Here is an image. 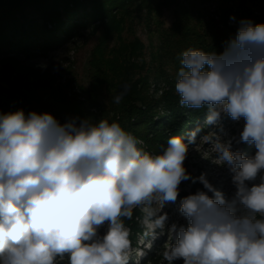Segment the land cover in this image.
I'll use <instances>...</instances> for the list:
<instances>
[{"label":"clouds","instance_id":"9594fccd","mask_svg":"<svg viewBox=\"0 0 264 264\" xmlns=\"http://www.w3.org/2000/svg\"><path fill=\"white\" fill-rule=\"evenodd\" d=\"M180 63V105L207 107L209 125L222 115L243 118L237 143L255 146L245 156L231 140L217 145L232 173V196L205 173L187 172L198 129L187 139L171 136L161 153L151 154L106 119L62 124L47 112L0 113V264H128L129 230L121 218L142 204L175 202L188 180L207 191L182 198L187 225L171 224L167 264H264V23L241 20L223 52L189 48ZM168 221L164 213L155 223Z\"/></svg>","mask_w":264,"mask_h":264},{"label":"rangeland","instance_id":"374dc122","mask_svg":"<svg viewBox=\"0 0 264 264\" xmlns=\"http://www.w3.org/2000/svg\"><path fill=\"white\" fill-rule=\"evenodd\" d=\"M179 2L180 6L184 5L190 9L195 7L194 4L199 7L201 5L208 11V15L212 16L211 19L222 25L228 24L236 30L239 22L244 19L252 20L254 23H264V0H200V2L195 1L194 4L192 0H179ZM139 4L140 0L131 1L128 8L117 14L111 25L105 24L106 21L101 24L97 22L80 30L74 37L66 39L60 46L49 51L26 54L18 52L14 57H10L11 55H4L0 50V88L10 87L9 82L17 77L14 70L20 71L18 77L23 80L32 76L51 77L56 89L62 90L67 98L84 106V113L87 116L80 115L79 120L90 118L96 121L101 106L108 102V84L105 81L108 80L110 73H113L114 63L123 73L130 74L131 80L141 79L147 94L155 101H159L169 89L162 72L165 71L169 75L173 73L172 66L165 64L162 55L166 50L165 30L173 25L175 19L174 9H163L160 15L150 8L146 10ZM220 5L229 7L234 12L233 16L229 19L223 18L225 16L220 11ZM242 10L246 14L244 18H241ZM202 33L208 40L209 33L206 30ZM233 37L234 34L229 40ZM207 44L205 42L203 45L207 46ZM98 58L99 61H96ZM96 101L101 105H95ZM3 102H6V99ZM52 115L62 124L67 122L60 114ZM188 115L189 112L186 116ZM207 115L208 112L205 121L198 126L205 130L198 137L196 136L195 143L189 145L184 166L192 177H199L205 173L217 190L231 197L235 191L232 173L219 160L217 145L231 140L232 150L240 151L245 156L254 155L256 149L253 144L237 143L244 127L243 118L237 122L227 115H222L217 124L209 125L206 123ZM163 130L167 137L164 141L167 142L173 134L169 126H165ZM138 141L143 142L142 139ZM151 154H159V152ZM195 188L207 191L198 181L196 183H192L191 180L183 181L175 202H165L161 208L159 201H156L150 205L142 204L132 210L129 219H132L131 222L137 221L140 230L146 227L147 234L139 233V230L135 234L132 228L124 223L129 230L130 240L128 264H153L150 262V256H154L155 261L167 264L163 253L175 240L171 224L187 225V220L179 211L182 200L180 193L192 194L196 192ZM164 213H167L169 221L163 227H159L155 221ZM106 230L107 224L101 227L99 232L102 235ZM143 234L145 236H142ZM133 235L135 239L138 237L136 244L130 239ZM62 264H67V260L65 259ZM174 264H183V262L177 260Z\"/></svg>","mask_w":264,"mask_h":264},{"label":"trees","instance_id":"16d2710c","mask_svg":"<svg viewBox=\"0 0 264 264\" xmlns=\"http://www.w3.org/2000/svg\"><path fill=\"white\" fill-rule=\"evenodd\" d=\"M131 1L133 0H0V50L4 55H11L10 57H14L18 52L26 54L49 51L97 22L101 24L106 21L105 24H110L121 10L129 7ZM195 1L200 2L192 0L193 4ZM179 4V0H140L139 4L146 10L150 8L160 15L163 9H174L175 19L173 25L165 30L166 50L162 55L165 64L172 66L173 69L171 75L162 72L169 89L159 101H155L144 90L145 86L141 79L131 80L130 74L123 73L121 68L113 63V73H110L108 80L105 81L108 84V106L103 104L96 118L97 122L106 119L109 123H119L137 140L142 139L143 144L138 143L137 147L149 153H161V150L168 146L164 141L167 138L163 130L165 126H169L172 136H183L185 139L193 130H199L197 137L204 132L205 129L198 126L205 121L207 107L191 109L181 106L179 95L175 91L182 53L193 48L206 53L215 51L219 54L223 52L230 36L232 34L235 36L237 32L230 25H222L211 19L212 16L208 15V11L201 5L199 7L194 4L195 7L190 9ZM222 6L219 8L225 16L223 18H231L234 12L229 7ZM243 12L242 10L241 18L246 16ZM203 30L209 33L208 40L203 37ZM205 42L208 43L207 46L203 45ZM96 61H99V58ZM13 72L17 77L9 82L10 87L0 88V113L20 109L25 114L32 111L57 113L67 121L86 115L84 106L67 98L62 90L56 89L51 77L32 76L23 80L18 77L20 71ZM117 95L123 97L119 104L114 102ZM4 99L6 102H3ZM94 104L101 105L99 101ZM195 190L197 191L196 188ZM189 194L180 193V198ZM122 220L132 228L133 233L136 234L139 230V233L147 234L146 227L140 230L137 221L131 222L132 219L124 217ZM144 234L142 236H145ZM137 238L135 239L134 235L130 236L134 244L137 243ZM149 259L153 264H162L155 261L154 256H150Z\"/></svg>","mask_w":264,"mask_h":264}]
</instances>
